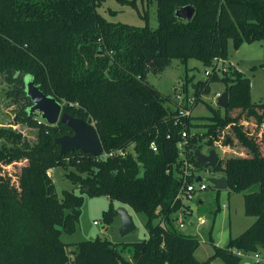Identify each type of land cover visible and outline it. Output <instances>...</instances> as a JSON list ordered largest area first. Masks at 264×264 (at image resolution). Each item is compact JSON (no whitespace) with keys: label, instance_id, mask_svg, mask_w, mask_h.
Masks as SVG:
<instances>
[{"label":"trees","instance_id":"trees-1","mask_svg":"<svg viewBox=\"0 0 264 264\" xmlns=\"http://www.w3.org/2000/svg\"><path fill=\"white\" fill-rule=\"evenodd\" d=\"M103 1L0 0V73L27 102L15 124L35 136L31 141L11 129L0 131V264H210L216 259L264 264L238 256L264 251V103L251 102L250 80L231 67L193 85L196 104L214 82L225 83L229 93L225 116L215 112L203 134L192 133L202 125L193 117L179 118L166 106L170 99L148 81L174 59L183 64L194 59L205 67L215 59L228 60L229 40L235 49L257 41L264 47V0H114L133 8L139 2L156 4L157 29L109 22L97 11ZM188 5L196 8L195 17L178 20L176 9ZM29 78L63 104L64 112L93 124L105 153L134 144L138 158H96L80 151L62 155L53 136L73 132L30 114ZM252 122L257 134L247 127ZM204 139L209 151L224 148L216 170L229 180V191L243 194L245 214L256 221L225 247L211 240L214 254L201 262L195 256L199 239L180 233L173 217L185 208L177 199L183 185L179 173L185 161L194 174L201 169L195 151L203 149ZM181 142H186L183 150ZM20 164L19 171L5 175ZM58 167L87 173L85 179L69 177L80 195L63 191L58 198L49 176ZM195 179L189 176L188 183ZM84 195L105 196L111 206L117 202L145 214L148 238L123 245L96 239L68 252L71 245L61 236L75 231ZM114 215L113 208L105 213L107 224Z\"/></svg>","mask_w":264,"mask_h":264},{"label":"rangeland","instance_id":"rangeland-1","mask_svg":"<svg viewBox=\"0 0 264 264\" xmlns=\"http://www.w3.org/2000/svg\"><path fill=\"white\" fill-rule=\"evenodd\" d=\"M97 11L106 20L113 23L128 24L140 28L149 26L152 29H157L159 26L156 4L148 5L146 2H139L133 8L114 0H107L102 2ZM228 49L230 54L228 60L235 65L228 64L226 66L227 70L231 67L236 69V66L237 70L251 82V102L264 103V70L261 67L264 60L263 43L259 41L245 43L239 49H235L233 41L229 40ZM209 69L194 59H190L187 64H183L179 59H174L165 72L149 74L148 81L163 96L170 99L166 106L170 110H174L176 106L174 88L181 85L183 90L186 88L189 93H186L187 96L192 97L194 92L193 85L198 81H206L208 79L206 71ZM220 71L217 73L219 75L223 74ZM226 87V84L220 81L212 83L210 92L202 97V102L196 104L192 117L195 124H201L202 126L192 128V133L203 134L206 132L203 125L210 122L209 118L213 117L215 112L225 116L226 110L217 106L216 94L222 95L226 92ZM235 100L241 103L243 99L238 98ZM26 104V99L16 94V87L8 82L6 75L0 73V131L11 129L23 133V136H26L28 140L34 141L33 131H30L26 126L15 124L17 114ZM36 116L40 117V114L36 113ZM247 127L251 133L256 132L257 134L258 128L254 126L253 122ZM231 137H233L232 134ZM3 142L4 140L0 139V144ZM233 142L237 144L236 146L239 147V152H241L243 149L240 150L241 146L239 143L236 140ZM201 145L203 148L202 152L207 154L210 150L207 140H202ZM231 148H235V146L233 147L232 144ZM215 150L221 161L224 158V148L218 147ZM20 166L21 164L10 166L8 171L4 170L5 175L7 172L11 175L19 171ZM195 172L207 184L208 188L205 191L196 193L193 201H184L186 206L184 209L186 210L183 211L184 214L180 215L178 219H183L185 225L182 229L179 228L178 231L188 236H194L191 235L192 233L196 235L200 241V246L195 256L199 261L204 262L214 254L213 243L218 247H225L231 238L239 237L245 232L256 221V218L245 214L243 194L229 190H216L209 182L211 178L222 177V172L203 167L199 170L195 168ZM70 175H76L82 179L88 176L87 173H80L74 167H58L49 171V176L54 183L55 192L59 199L62 198L63 191H75L76 194H81V191L77 189V186L69 178ZM194 207L196 211L192 212ZM111 208H113L115 213L120 209L127 210L134 218L137 229L129 235L122 236L120 233L121 218L119 215H114L112 223L107 224L104 215ZM200 219L205 220L206 223L200 224ZM147 221L148 218L145 214L135 213L132 209L120 203L114 202L113 206H111V201L108 197L84 195L82 212L76 223V229L73 233L63 231L61 241L71 245L68 252H71L74 245L78 243L96 239L107 240L118 245L142 242L149 236L146 229ZM178 221L176 222L174 219V226L177 228L179 227ZM155 223H158V221H155ZM190 232L192 233L188 234ZM211 240H213V243ZM124 255L130 258L128 253H124ZM251 256L253 254H250V257L246 258L245 261L252 260ZM262 256H264V251ZM210 264L223 263L221 260L216 259Z\"/></svg>","mask_w":264,"mask_h":264},{"label":"water","instance_id":"water-1","mask_svg":"<svg viewBox=\"0 0 264 264\" xmlns=\"http://www.w3.org/2000/svg\"><path fill=\"white\" fill-rule=\"evenodd\" d=\"M196 8L192 5L179 7L176 9L175 16L178 20L190 22L195 17ZM170 75V74H169ZM27 96L31 99L33 105L30 108V114L39 113L43 122L48 126H56L59 123L68 127L73 134L63 136H53V140L60 147L62 155L70 152L80 151L83 154H88L96 158L102 157L104 148L101 139L98 135L96 127L88 121L77 118L63 111V104L56 98L46 95L41 91L32 78L26 82ZM217 106L226 110L229 107V93L224 92L217 101ZM229 141L227 140V144ZM197 163L206 169L216 170L220 162L216 150H211L204 154L201 148L195 151ZM198 182L202 181L199 177ZM209 182L216 190H228L229 180L222 176L220 178H211ZM121 218L122 236L129 235L137 229L134 218L125 209H120L116 212Z\"/></svg>","mask_w":264,"mask_h":264},{"label":"built area","instance_id":"built-area-1","mask_svg":"<svg viewBox=\"0 0 264 264\" xmlns=\"http://www.w3.org/2000/svg\"><path fill=\"white\" fill-rule=\"evenodd\" d=\"M228 64L233 65L232 63H230L227 60H222V59H215L213 60V65L211 67H207L209 70L206 71V75L209 78L214 72H219V70H221L220 72H227V68L226 66H228ZM174 100L176 103L175 106V110L178 112V117L179 118H190L193 115V111L194 108L196 107V98L192 95V97H188L185 90H183L182 86L179 85L177 87L174 88ZM221 96V94H216V99L218 100L219 97ZM183 138H186V133L184 132L182 134ZM186 145V142H181L179 143L178 147L179 149L183 150L184 146ZM152 150L157 151V147L154 143H152L151 145ZM129 155H132L134 158H138V154L135 150V145L131 144L130 146H128L126 149L123 150H119V151H113L111 153H105L102 155L101 158H108V157H120V158H127ZM139 165H141V163H139ZM193 165H191L190 163H188L187 161L184 162V167L181 171L180 177L183 179V185L182 188L179 192V195L177 197V199H180L183 203L184 201H193L194 200V195L198 192H202L207 190L208 186L206 183L203 182V180L201 182H198V176L197 173L195 172V174L191 171V169H193ZM195 175V181L193 183H188V177L189 176H193ZM186 210V209H183ZM179 220V228H183L184 227V220L183 219H177ZM200 224H205L206 221L203 219L199 220ZM95 224H97L95 222ZM164 227L165 223L162 224ZM238 256H240L244 262H257V263H264V256H262L261 252L255 253L253 254L252 260L250 261H245L246 258H249L250 255L249 254H242L239 253Z\"/></svg>","mask_w":264,"mask_h":264},{"label":"crops","instance_id":"crops-1","mask_svg":"<svg viewBox=\"0 0 264 264\" xmlns=\"http://www.w3.org/2000/svg\"><path fill=\"white\" fill-rule=\"evenodd\" d=\"M227 61H229V60H227ZM230 63H232L233 64V66L235 65L233 62H231V61H229ZM235 68L237 69V67L235 66ZM52 171V170H51ZM51 175V174H50ZM185 208H186V206H185ZM184 211V210H183ZM183 211L181 210V211H179L173 218L174 219H178L179 218V216L180 215H183L184 213H183ZM196 211V208L194 207V208H192V212H195ZM183 217V216H182ZM177 222V221H176ZM253 224V223H252ZM181 229V228H180ZM192 232H190V233H188V234H191ZM191 235H194L195 237H196V235L195 234H191Z\"/></svg>","mask_w":264,"mask_h":264}]
</instances>
